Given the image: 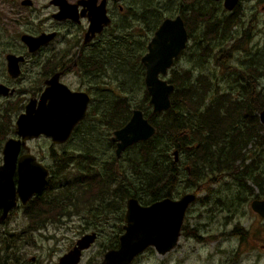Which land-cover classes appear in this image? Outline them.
Wrapping results in <instances>:
<instances>
[{
	"label": "flooded vegetation",
	"instance_id": "1",
	"mask_svg": "<svg viewBox=\"0 0 264 264\" xmlns=\"http://www.w3.org/2000/svg\"><path fill=\"white\" fill-rule=\"evenodd\" d=\"M263 3L264 1L261 0H238L232 9L226 7V0H17V2L4 0V3L0 4V170L4 166L6 144L10 140L20 141L14 169L5 177L9 188L15 191V205L10 204V198L6 203L0 204V257L7 259L4 264L24 262L26 257L23 245L30 246V240L36 234L30 218L31 213H39V209L48 211V206L43 203L51 201L56 203L53 211L48 213H58L57 208H60L67 199L70 200L68 208L70 212L60 215V220L54 222L55 224L65 218L79 216L89 211L93 219L92 226H97V229L89 226L87 229L83 224L79 237L66 246L54 264H60L61 258L72 251L78 241L88 234H95L96 238L88 248L82 250L78 264H100L109 251L120 248L121 237L126 233L125 217L128 200L132 196L120 198L111 190L120 185L124 192L130 189V175L122 166L121 160L141 141L126 147L121 152V156H118V141L115 139V133L127 125L136 109L141 108L134 106L130 115L126 109L123 111L124 107L129 108V101L108 83H104L102 78L105 75L112 76L115 57L120 55L124 57L122 61L118 57L122 67L129 57V60H134L133 67L138 62L141 73H132L131 63L126 64L129 72L128 87L131 86L134 90L135 83L142 80L144 87L146 85L145 90L148 91L147 67L143 57L149 53L150 43L166 20L173 22L181 19L187 28V24H200L199 18L203 17V12H208L210 20H213L214 16L220 20H227L230 16H240L241 25L253 26L255 22L259 23L261 15L264 14L260 11L261 7L264 12ZM41 36L44 37L45 42L30 44L31 38ZM189 43L190 39L188 46ZM121 46L125 47L124 52L117 51ZM186 48L185 46L174 58L167 75L160 74L162 79L169 82V73L176 62L184 56ZM137 50L139 52L134 53ZM131 74L136 80L133 78L134 81L130 83ZM55 89H59L60 92H56L58 90ZM61 89L65 92L68 90L69 96L76 93L74 99L78 98L80 107L83 105L81 98L86 101L85 116L78 120L69 136L63 141H56L46 133L24 139L19 133L20 117L28 114L30 121V104L35 103L38 108L45 93H48L47 105L57 102L64 94ZM119 90L122 91L120 85ZM116 98L119 100L116 101ZM106 99L112 101V105L107 108L104 106ZM150 100L151 97L148 101V109L157 113L154 112ZM72 108L74 106L69 107L64 113L71 112ZM101 108L104 111L101 112ZM141 110L146 117L144 110ZM115 113L120 116L116 120L124 124L118 128L109 124L111 117L115 118ZM103 119H106L105 122L113 131L111 137L107 138V144L111 148L110 153L115 152V154L100 161L98 149L100 144L105 146V141H103V133L98 131V123ZM26 156H33L34 162L40 167L39 172L30 173V176L41 180L44 177V183L40 190L25 202L19 187L20 161ZM66 159L68 162L61 163ZM50 160L52 163L49 162ZM36 164L33 167L37 168ZM98 182L112 194H108L107 191L105 196L99 195V188L105 189V187H98ZM255 199L264 200L258 195L251 201V208ZM159 200L161 199L146 203L139 200V202L147 206ZM246 201L248 199L243 202ZM72 204H75L76 209L70 207ZM195 204L196 200L186 211V237L190 241L204 244L212 239L210 236L203 237L206 235L204 232L208 233L212 230L207 221H197L191 227L187 225V220L191 217L194 221H203L205 216L216 219L214 215L217 216L218 213L211 214L205 210L203 213L200 212L198 217L193 216L189 211ZM252 210L260 215L253 208ZM114 215L121 219L120 228L115 234L117 236L108 242L103 240L102 251H97L95 257L88 255L100 241L103 230H106L99 223L95 225L94 221L110 220ZM23 216L26 218L25 226L18 227L19 218ZM47 225L37 231L44 230ZM230 225V221L222 222L224 229ZM183 228L184 223L180 238ZM180 238L174 249L178 248ZM150 249L155 247L153 245L147 247L130 264H134ZM35 260L36 257H32L33 262L31 261L30 264L35 263Z\"/></svg>",
	"mask_w": 264,
	"mask_h": 264
},
{
	"label": "trees",
	"instance_id": "2",
	"mask_svg": "<svg viewBox=\"0 0 264 264\" xmlns=\"http://www.w3.org/2000/svg\"><path fill=\"white\" fill-rule=\"evenodd\" d=\"M203 13L199 18L200 28L187 24L190 38L196 41L189 67L180 70L174 67L170 71L168 80L174 85L172 106L153 113L148 109L150 95L145 91L144 103L139 108L144 109L157 131L150 139L133 146L130 189L124 192L120 185L111 190L120 198L129 195L152 202L179 195L178 188L185 183L186 192L207 190L203 203L214 206L208 210L213 214L216 207L224 205V200L210 185L221 183L225 177L235 180L246 197L255 192L248 185L249 180L264 195V125L259 118L264 109V88L259 87L260 79L264 80V48L245 47L255 37L264 40V32L260 33L256 22L251 27L244 26L242 33L237 31L241 26L240 16H230L227 20L214 16L210 20L209 13ZM230 41V46H226ZM241 52L250 56L246 68L234 63ZM212 64L221 70L212 69ZM130 79L134 81L132 76ZM129 108L126 111L130 115L132 107L129 105ZM117 118L120 116L115 113L110 126L124 125ZM175 151H178V160ZM67 159L61 163L68 162ZM98 187L105 186L98 182ZM107 191L112 194L106 187L99 188L98 193L105 196ZM246 197L240 195L239 200L243 202ZM55 203L44 202L48 211L39 209V213H31L35 230L70 212L67 199L61 209L57 208L58 213H48L53 211ZM70 207L76 209L75 204ZM5 260L0 257V264Z\"/></svg>",
	"mask_w": 264,
	"mask_h": 264
},
{
	"label": "water",
	"instance_id": "3",
	"mask_svg": "<svg viewBox=\"0 0 264 264\" xmlns=\"http://www.w3.org/2000/svg\"><path fill=\"white\" fill-rule=\"evenodd\" d=\"M237 1L226 0V7L232 9ZM43 38V36L31 38L30 44L45 42ZM188 40L189 32L181 19L173 22L166 20L150 43L149 53L143 57V62L147 67L146 84L151 95L150 102L154 106V112L165 111L172 106L171 93L174 90V85L162 79L160 74L167 75L174 58L185 46L187 47ZM55 90L60 92L59 89ZM61 91L64 94L57 102L47 105L48 93H45L38 108L35 103L30 104V121L28 114L22 115L18 121L19 133L23 135L24 139L46 133L56 141H63L69 136L78 120L85 116L86 101L81 98L83 105L80 107L78 98L74 99L76 93L69 96L68 90L65 92L64 89H61ZM71 106H74L71 112L64 113ZM260 121L264 125V109L260 111ZM156 131L154 125L144 116L143 111L136 109L127 125L115 133V139L118 141V156H121V152L126 147L150 139ZM19 147L20 141L16 140H10L5 146L4 166L0 170V204L6 203L10 198V204L15 205V191L13 188H9L5 177L14 169ZM175 158L179 159L178 151H175ZM35 164L33 156H26L20 161L19 192L25 202L40 190L44 183V177L41 180L30 176V173L40 170L38 164H36L37 168L33 167ZM197 197V193L189 192L178 199L166 197L147 206L140 204L137 198L131 197L128 200L125 217L126 233L121 237V246L117 250L109 251L100 264H130L137 255L151 245L160 255L172 251L181 236L186 211ZM252 208L264 217V200L255 199L252 202ZM95 238V234L82 237L76 247L61 258L60 264H78L82 250L88 248Z\"/></svg>",
	"mask_w": 264,
	"mask_h": 264
},
{
	"label": "rangeland",
	"instance_id": "4",
	"mask_svg": "<svg viewBox=\"0 0 264 264\" xmlns=\"http://www.w3.org/2000/svg\"><path fill=\"white\" fill-rule=\"evenodd\" d=\"M15 1L17 2V0ZM2 3H4V0L0 1V4ZM260 11L264 13L261 7ZM263 24L264 14L263 16L261 15L260 21L257 24V29L260 31V33L264 32ZM200 25L201 24H193L192 26L200 28ZM244 26L245 25H241L237 29V31H240L242 33L246 29L245 27H251L249 25L245 27ZM189 39L190 43L189 46L187 45L186 53L175 64V68L178 70L186 67L188 68L190 65V61L192 60L193 56L191 57V53L192 49L195 47L196 41L193 39V37ZM230 44L231 41L226 43V46H230ZM245 47L254 50L258 47H262L263 49L264 40L261 41L258 37H255L254 42L251 45L250 43H246ZM117 51L124 52L125 47L121 46L119 47V50L117 49ZM138 52L139 51L137 50L134 53L137 54ZM118 57L121 58V61L124 60V57H121V55L115 57L113 62L114 69L112 70V76L108 77L107 75H105L102 78V81L104 83H108L110 87L115 89V91L123 95L124 98H127V101H129V105L131 104V110H133L134 106H136L135 108H137L144 103L146 85L144 87L143 81L140 80L138 83H135L136 86L134 90L131 86L128 87L127 83L129 72L126 64L131 63V72L138 74L141 73L138 68V62L135 64L136 66H134V68V60H129L128 57L126 60V64H124L122 67L120 66ZM130 58L132 57L130 56ZM249 61L250 56H247L245 52H241L237 54L234 63H237L239 65V68H246L249 64ZM194 63L196 65V62ZM231 65L233 64L231 63ZM212 66V69H217V71L221 70L220 68L215 67V64H212ZM137 68L138 70H136ZM130 76H132V74ZM170 76L171 75L169 73L168 78H170ZM133 78L135 79L134 76ZM131 82L132 80L130 81V83ZM119 85L122 86V91L119 90ZM259 87L264 88V80L262 78L260 79ZM117 99L119 100V98H116V101ZM104 104L105 108H107L109 105H112V101H108L106 99ZM125 109L126 108L124 107L123 111H125ZM100 111H104L103 108H101ZM105 121L106 119H103L98 123V131L103 133V141H105V146H103L102 144L99 145L98 158L100 161L103 158H107V156L112 157L115 154V152L110 153L109 151L111 148L107 144V138L112 135L113 131ZM93 144L95 145V142H93ZM84 147H86V145ZM250 147L251 145H249V148ZM134 154L135 150L133 149L129 154L127 153L121 160L122 166L128 170L130 178L132 175V171L130 169V158ZM49 162L52 163V160H50ZM246 163L248 164L249 161H247ZM248 185L253 187L255 192L253 196L249 195L248 197H246L245 192L240 189V187L233 179L225 177L221 183H211V190L213 192L215 191L218 195L221 196V198L224 200V207H216L217 209L214 211L218 213L217 216L215 215L216 219H210V217L205 216V218H203V221H194L191 217L187 220V225H191V227L197 221H207L209 227L212 230H210L208 233L204 232V234L206 235H203V237L208 238V236H210L212 237L211 240L205 242L204 244H198L195 241L188 240L186 237L185 216L184 228L182 230V237L180 238V244L178 248L172 250L166 255H160L156 251V249L147 250L143 255H141V257H139V259L134 264H264V218H262L260 215H257L251 208V201L254 198H257L258 195H260L261 198H264V196L263 194H261L260 188L252 180L248 181ZM178 190L181 191L179 195L175 194L172 196V198L178 199L186 193H189L186 192L185 183H181V186L178 188ZM190 192L195 193L193 191ZM197 194L198 197L196 198V204L194 205L193 209L189 211L193 216H197L200 212L203 213L205 210L207 211L211 208L213 209L214 207L213 205H204L203 203V198L205 199V197L207 196L206 189L199 193L197 192ZM240 195L244 198H248V201L240 203ZM140 201L142 203H146L143 200ZM229 207H231L230 210L227 209ZM94 208H96L95 204ZM91 217L92 215H90L89 211H87L86 213L79 216L76 215L71 218H65L56 224L54 222L48 221L47 224H49H46L47 226L44 230L40 232L36 230V234L30 240V246H28L27 244L23 245L26 259L21 264H30L32 261V257H36L37 259L33 264H54V262H57L58 257L62 254L66 246L71 241H74L79 237L80 228L83 224L87 227V229L88 226L90 228L96 227L97 229V226H92L93 219ZM229 217L231 219H228ZM227 221H230L231 225L227 229H224L222 226V222ZM120 222L121 219L116 218L115 215L110 220L105 219L101 222H99V220L96 222L94 221L95 225H98L97 223H99V225L106 230H103L100 241L88 255H92V257H95L97 251H102L101 244L103 243V240L108 242V240L110 241L113 239V237L117 236L115 234H117L118 232L116 230L120 228ZM25 223L26 218L23 216L22 218H19L17 224L18 227H24ZM231 232L233 233V235H231Z\"/></svg>",
	"mask_w": 264,
	"mask_h": 264
},
{
	"label": "bare ground",
	"instance_id": "5",
	"mask_svg": "<svg viewBox=\"0 0 264 264\" xmlns=\"http://www.w3.org/2000/svg\"><path fill=\"white\" fill-rule=\"evenodd\" d=\"M191 193V192H190Z\"/></svg>",
	"mask_w": 264,
	"mask_h": 264
}]
</instances>
